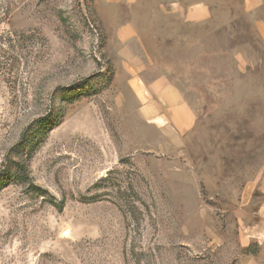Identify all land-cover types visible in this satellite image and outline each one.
<instances>
[{"label":"rangeland","instance_id":"374dc122","mask_svg":"<svg viewBox=\"0 0 264 264\" xmlns=\"http://www.w3.org/2000/svg\"><path fill=\"white\" fill-rule=\"evenodd\" d=\"M208 1L153 52L184 122L139 111L136 4L0 0V264H264V0Z\"/></svg>","mask_w":264,"mask_h":264},{"label":"crops","instance_id":"0c3cea01","mask_svg":"<svg viewBox=\"0 0 264 264\" xmlns=\"http://www.w3.org/2000/svg\"><path fill=\"white\" fill-rule=\"evenodd\" d=\"M112 5L125 3L136 4L135 18L136 26L131 21L126 22L122 32L134 33L138 36V75L135 79V89L141 101L139 111L146 117L153 120L156 116L155 97H161L172 112V116L180 121L189 122L192 119L191 110L180 100L178 90L170 83L161 88L162 82L158 72H154L157 55L159 36L163 40L169 35L184 34L179 26L200 25L210 16L212 7L208 0H104ZM133 18V17H132ZM131 22V23H130ZM180 26V27H181ZM125 29V31H124ZM178 29V30H177ZM154 50V51H153ZM152 88V89H151ZM152 98V99H150Z\"/></svg>","mask_w":264,"mask_h":264},{"label":"trees","instance_id":"16d2710c","mask_svg":"<svg viewBox=\"0 0 264 264\" xmlns=\"http://www.w3.org/2000/svg\"><path fill=\"white\" fill-rule=\"evenodd\" d=\"M55 116L46 117V118H40L38 122L35 124L37 125L36 128H34L33 135H30L29 137H23L20 140V144L18 145L22 149H27V156L31 155V152L33 151V148L38 145V143L41 141L42 137L46 135L47 128L53 124ZM23 171H25L24 166L21 165V168Z\"/></svg>","mask_w":264,"mask_h":264}]
</instances>
